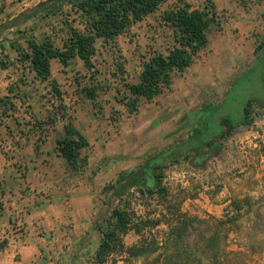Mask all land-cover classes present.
<instances>
[{"label":"rangeland","instance_id":"1","mask_svg":"<svg viewBox=\"0 0 264 264\" xmlns=\"http://www.w3.org/2000/svg\"><path fill=\"white\" fill-rule=\"evenodd\" d=\"M44 1L0 0V25ZM181 1L194 9H204L210 1L216 4L217 24L208 34L210 45L190 70L175 77L170 90L153 103L143 101L139 112L131 115L118 99L125 93L117 76L119 69L124 67L127 82L137 84L142 63L153 53H166L174 45V34L162 23L161 16ZM263 16L264 0H249L248 6L241 5L240 0H169L115 43H97L96 74L80 59L73 60L68 68L54 60L49 82L26 68L14 45L27 49L26 38H40L45 32L53 35V30L62 37L68 28L61 18L32 19L1 35L0 99L5 102L0 105V212L7 207L17 209L11 212L10 229L0 232V241L6 238L20 242L24 238L29 208L26 211V204H21L33 200L53 217L57 207L68 215L56 236L59 250L54 258L66 264H88L87 255L95 252L101 238L99 225L121 197L132 199L138 210L172 213L179 211L188 198L203 192V183L206 185L214 176L219 180L222 174L218 167L233 152L231 144L241 146L246 132L221 137L226 131L222 119L241 123L249 99L255 101L258 119L264 117V50L255 53L264 45ZM64 18L78 26L72 23L75 15ZM55 44L62 47L59 36H55ZM54 84L63 95L67 112L53 96ZM85 87L98 89L96 101L82 96ZM50 116L57 117L59 123L41 131L39 123ZM68 121L91 143L86 151L90 167L84 176L69 171L68 163L59 152L56 155V141L63 137L64 123ZM214 129L212 139L208 131ZM38 143L41 149L35 154ZM203 155L210 166L203 170L207 174L200 177L202 172L196 167ZM157 167L163 171H156ZM159 172L168 197L160 200L158 196H140L137 189L144 184L157 187L153 175ZM136 177L143 180L135 184ZM186 182L190 187L185 186ZM88 211L97 219V232L94 230L95 235L82 241L76 229L82 231L84 213ZM258 212L260 232L243 237L233 231L229 219L215 222V231L213 223L197 224L185 237L192 253H187L182 262L264 264V206ZM16 227L18 233L14 234ZM46 228L41 226L39 231L47 235ZM132 241L130 238L129 245ZM71 243L73 248H69ZM160 254L129 264H164ZM122 262L125 261L118 264Z\"/></svg>","mask_w":264,"mask_h":264},{"label":"trees","instance_id":"2","mask_svg":"<svg viewBox=\"0 0 264 264\" xmlns=\"http://www.w3.org/2000/svg\"><path fill=\"white\" fill-rule=\"evenodd\" d=\"M169 0H71L53 5L46 12L34 17L42 21L51 18H61L64 27L68 28L62 37L53 29V35L47 32L42 37L32 36L26 38L27 49L22 45H14L20 60L26 68L35 73L42 81L49 82L52 77V61L57 60L64 68H68L75 59H80L90 72H95L94 58L97 52L96 46L99 41L106 44L115 43L121 36L127 34L131 29L143 22L146 18L155 14ZM241 5L248 6L249 0H240ZM70 7L69 11H65ZM75 15L71 24L69 17ZM218 10L213 2L204 9H194L188 3L181 1L172 9L163 12L162 23L169 28L175 38L174 45L166 53H153V55L142 63L140 82L131 84L124 79L126 71L120 67L117 76L121 78L125 93L120 95L119 102L125 106L127 111L133 115L140 110L143 101L153 103L165 91L173 86L177 75L185 74L198 60L200 53L209 46L208 34L211 28L217 24ZM264 17V16H263ZM32 20V19H31ZM30 21V20H29ZM27 21L25 24H27ZM24 24V25H25ZM23 26V25H22ZM55 34V35H54ZM57 34V35H56ZM55 36L60 37L62 47L55 44ZM264 45L257 48L255 53L262 52ZM264 54V52H262ZM12 92V91H11ZM53 96L61 105V109L67 112L62 93L53 86ZM81 94L88 100L96 101L98 89L96 87H85ZM5 100L0 99V105ZM241 123H236L232 118H223L221 125L226 131L223 138H232L238 132L251 129L258 120L255 101L249 99L244 106ZM57 117L50 118L39 123L41 131L45 132L47 126L56 125ZM64 135L57 142L60 155L67 161L69 167L76 176H84L90 167L89 156L86 154L90 148L87 138L71 123H64ZM224 129V130H225ZM41 144L35 145V154H39ZM163 171L157 167L156 171ZM154 172V171H153ZM157 187L144 184L137 189L142 197L158 196L160 200L168 197V189L162 185L163 175L159 172L153 175ZM142 178L136 177L133 182H140ZM143 180V179H142ZM149 182V179L146 178ZM108 190V189H107ZM130 197H133L129 193ZM133 200L121 197L118 205L114 207L110 215L99 225L101 238L97 248L92 254H88V264H118L120 260L125 264L133 259L161 253L159 256L164 264H179V258L183 257L188 245L185 237L189 234L188 223L184 220L179 229L173 231L175 238L169 239L168 245L159 246L156 238H146L143 233L152 230L162 223V219H151L139 215L137 208L133 206ZM156 213V212H154ZM152 213H150L151 215ZM149 215V214H148ZM134 231L143 236L139 244L127 247L125 238ZM183 242L180 243V241ZM9 239L0 241V252L9 247ZM165 244V243H164ZM215 237V246H216Z\"/></svg>","mask_w":264,"mask_h":264},{"label":"crops","instance_id":"3","mask_svg":"<svg viewBox=\"0 0 264 264\" xmlns=\"http://www.w3.org/2000/svg\"><path fill=\"white\" fill-rule=\"evenodd\" d=\"M208 132L214 137L212 139H215V129ZM243 135L241 146L231 144L233 152L228 154L226 163L218 167L222 174L219 180H215L214 176L206 185L203 183L206 189L198 193L196 197L188 198L183 202L179 211L172 213L158 211L150 215V212L138 210L139 215L143 217L149 216L151 219L163 220L156 228L145 231L143 236L149 239L156 238L160 247L167 246L170 243L169 239L175 238L173 231L179 229L184 220L188 223V233L197 224L208 222L213 223L215 231V222H223L227 219L232 221L233 231L240 237L260 232L257 217L259 216L258 210L264 206V117L258 119L254 126ZM56 155H58V149ZM198 159L197 165L199 166L196 168L202 172L200 177H204L207 173L203 170H207L210 162L205 160V155ZM209 169L215 170V164H213V169ZM185 186L190 187L188 182ZM217 188L219 190H216ZM24 204L27 206L26 211L29 208L26 219L27 233L20 242H10L9 247L0 252V264H66L67 261L64 262L63 259L54 258V256L59 250V246L55 244L56 236L60 233L59 229L62 225L67 223V213L57 207L53 209L55 216L53 217V213L45 211L43 206H39L33 200L23 201L21 205ZM15 209L17 208L7 207L6 210L0 212V232L10 229L11 212ZM84 218L86 221L82 231L76 229L78 235L83 236L82 241L86 240L90 234L95 235L97 230L94 225L97 219L91 211L84 213ZM41 226L47 227V235L39 231ZM64 231L67 234L70 233L68 230ZM143 236L137 235L134 231L130 232L125 238L126 246L132 247L139 244ZM130 238H133L131 245L128 242ZM73 245L71 243L69 248H73ZM186 251L189 254L192 253L187 247ZM187 253L179 258V264H185L182 261ZM141 259L142 257L133 259L130 263L140 262Z\"/></svg>","mask_w":264,"mask_h":264},{"label":"water","instance_id":"4","mask_svg":"<svg viewBox=\"0 0 264 264\" xmlns=\"http://www.w3.org/2000/svg\"><path fill=\"white\" fill-rule=\"evenodd\" d=\"M69 2L71 0H46L44 2L39 3L37 6L27 9L22 12L17 17L10 19L3 24L0 25V36L5 34L6 32L18 28L24 25L27 21L33 19L34 17L46 12L53 5L58 4L60 2Z\"/></svg>","mask_w":264,"mask_h":264},{"label":"built area","instance_id":"5","mask_svg":"<svg viewBox=\"0 0 264 264\" xmlns=\"http://www.w3.org/2000/svg\"><path fill=\"white\" fill-rule=\"evenodd\" d=\"M14 232H15V233H14ZM13 233H14V234H17V233H18V229H17V227L13 229Z\"/></svg>","mask_w":264,"mask_h":264}]
</instances>
